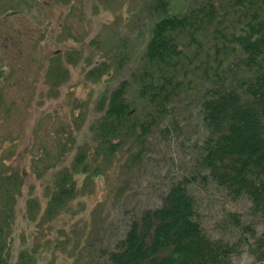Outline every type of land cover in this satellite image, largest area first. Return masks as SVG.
<instances>
[{
	"label": "rangeland",
	"instance_id": "1",
	"mask_svg": "<svg viewBox=\"0 0 264 264\" xmlns=\"http://www.w3.org/2000/svg\"><path fill=\"white\" fill-rule=\"evenodd\" d=\"M193 1L168 0V14L184 13ZM150 2L0 0V218L7 213L9 264H109L131 219L162 206L191 173L203 129L190 99L177 103L178 127L166 121L168 134L154 132L140 154L132 143L109 157L96 154L101 110L131 79L161 18ZM80 151L85 172L74 164ZM60 171L71 176L75 194L50 212ZM191 194L206 235L237 247L234 264H256L230 219L260 235L264 219L249 202L231 201L212 183Z\"/></svg>",
	"mask_w": 264,
	"mask_h": 264
},
{
	"label": "trees",
	"instance_id": "2",
	"mask_svg": "<svg viewBox=\"0 0 264 264\" xmlns=\"http://www.w3.org/2000/svg\"><path fill=\"white\" fill-rule=\"evenodd\" d=\"M148 8L161 18L136 72L101 110L93 127L96 154L109 157L127 143L140 154L154 132L168 134L166 121L178 127L176 107L184 99L196 107L203 133L193 147L191 173L171 186L162 206L131 219L108 262L234 264L237 247L206 235L191 187L212 183L231 201L247 200L251 214L264 219V0H195L178 15L168 14V0H151ZM85 162L78 152L74 164L83 165L82 172ZM59 174L50 212L75 194L71 176ZM230 219L244 251L264 264V230L257 235L236 215ZM7 225L6 213L0 264H9L3 254Z\"/></svg>",
	"mask_w": 264,
	"mask_h": 264
}]
</instances>
